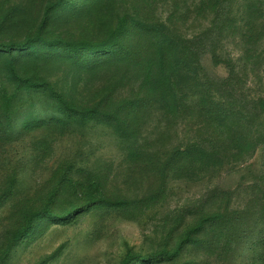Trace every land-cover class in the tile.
Instances as JSON below:
<instances>
[{
    "label": "rangeland",
    "instance_id": "1",
    "mask_svg": "<svg viewBox=\"0 0 264 264\" xmlns=\"http://www.w3.org/2000/svg\"><path fill=\"white\" fill-rule=\"evenodd\" d=\"M216 1L0 0V264H264V146L243 150L228 174L200 155L172 160L208 140L203 119L155 95L129 114L139 62L102 58L115 43L147 58L142 24L213 32L221 64L206 55V80L233 91L254 145L264 0ZM232 66L236 77L220 79ZM206 80L188 75L182 92Z\"/></svg>",
    "mask_w": 264,
    "mask_h": 264
},
{
    "label": "trees",
    "instance_id": "2",
    "mask_svg": "<svg viewBox=\"0 0 264 264\" xmlns=\"http://www.w3.org/2000/svg\"><path fill=\"white\" fill-rule=\"evenodd\" d=\"M215 3L218 4L219 0ZM142 27L154 39L151 51L146 55L147 58H144L140 50H137L138 54L134 53V56H131L130 50L123 52L116 43L113 46L110 44L104 47L106 52H108L104 54L109 55H103L102 58H105L107 62H117L122 59L130 60V58L139 62L135 64L133 70L141 72L140 77L142 81L140 82L139 93L137 94L138 101L133 103L128 102L126 105V110L129 114L135 108L139 110L147 105V103L152 104L151 100L153 99V95H155L159 97L158 102H164L166 108H169L174 115L180 111V113L189 117L190 120L195 118L203 119L200 126H204V132L208 128L210 132L203 133L202 135H208V140H200L182 151L174 152L172 160H178V158L182 160L183 158L200 155L208 159L207 166H220L221 168L226 166V173L228 174L234 168L233 162H237L236 158L242 155L243 150L249 148L253 150L258 144L264 146V125L262 124V128L260 127L258 130L249 132L251 138H261L255 139L256 144H250V138H245L242 133V122L245 118L241 116L240 119L239 114L237 115L233 111L237 106L233 101V91L223 89L221 91L219 89L218 91L213 89V85L206 80L208 79V74L204 72L202 66V61L206 55L211 54L215 65L221 64L219 63V53L213 50L212 47L213 32L205 30L201 33H196L194 36L187 37L163 23L142 24ZM245 28L248 27L246 26ZM241 38L242 41L246 39L250 41L252 38L251 30L249 31L248 29L245 34L241 35ZM100 50L103 51V47ZM188 75L194 81H197L199 76L207 81L202 85L203 89L199 88L197 83L195 84L196 88H199L201 91H198L194 95L182 92L183 89L188 88V86L183 84ZM235 75V68L232 66L228 77H221L220 79L227 80L230 77H236ZM148 94L150 95L144 99ZM192 98H200L197 100L199 105L191 106ZM252 102L254 111L257 106L262 108V113L251 117L256 122L261 116H264V97ZM100 107L103 108L104 106ZM122 108L125 107L123 106ZM225 142L229 146L225 145ZM212 158L214 159L211 160ZM215 193L217 192L215 191ZM222 193V191H219L217 194ZM252 198L258 199L259 194L255 193V195H252ZM260 200L264 201V196Z\"/></svg>",
    "mask_w": 264,
    "mask_h": 264
}]
</instances>
